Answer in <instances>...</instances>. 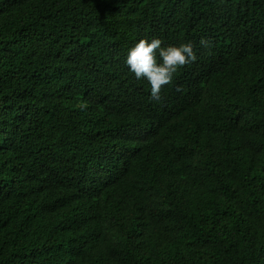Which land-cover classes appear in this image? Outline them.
Wrapping results in <instances>:
<instances>
[{
  "label": "trees",
  "instance_id": "16d2710c",
  "mask_svg": "<svg viewBox=\"0 0 264 264\" xmlns=\"http://www.w3.org/2000/svg\"><path fill=\"white\" fill-rule=\"evenodd\" d=\"M0 264H264V0H0Z\"/></svg>",
  "mask_w": 264,
  "mask_h": 264
},
{
  "label": "clouds",
  "instance_id": "9594fccd",
  "mask_svg": "<svg viewBox=\"0 0 264 264\" xmlns=\"http://www.w3.org/2000/svg\"><path fill=\"white\" fill-rule=\"evenodd\" d=\"M160 38L140 39L126 55L125 64L137 80L144 79L150 85V98L158 100L164 86L173 82L174 75L184 66L197 60L191 41L179 45L162 46ZM200 43L207 45L206 38ZM81 103V109L87 108Z\"/></svg>",
  "mask_w": 264,
  "mask_h": 264
}]
</instances>
